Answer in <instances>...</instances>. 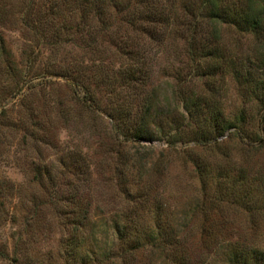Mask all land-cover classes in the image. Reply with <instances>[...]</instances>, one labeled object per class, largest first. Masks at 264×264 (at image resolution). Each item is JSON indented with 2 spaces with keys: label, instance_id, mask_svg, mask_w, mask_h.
<instances>
[{
  "label": "rangeland",
  "instance_id": "1",
  "mask_svg": "<svg viewBox=\"0 0 264 264\" xmlns=\"http://www.w3.org/2000/svg\"><path fill=\"white\" fill-rule=\"evenodd\" d=\"M102 1L88 35L84 0H0V264H264L252 257L264 252L261 106L225 63L256 64L254 36L216 28L220 58L199 80L177 0ZM237 3L224 7L238 13ZM128 69L133 89L122 87ZM93 76L97 112L73 86ZM184 96L202 98L203 116L245 111L247 137L214 139ZM122 111L154 140L117 137L110 117Z\"/></svg>",
  "mask_w": 264,
  "mask_h": 264
},
{
  "label": "trees",
  "instance_id": "2",
  "mask_svg": "<svg viewBox=\"0 0 264 264\" xmlns=\"http://www.w3.org/2000/svg\"><path fill=\"white\" fill-rule=\"evenodd\" d=\"M172 1L174 3L176 0ZM100 2L103 1L84 0L85 7L88 6V4L91 5L88 12H81L82 19L85 24L83 30L88 35H93L94 32H99V28L92 25V21L96 16H99L100 18L105 12H107ZM224 3L225 0H200L198 4L193 3L190 0H177V4L180 6L181 12V14L177 16V21L180 19L178 21V25L184 29V35H182V38H184L186 53L194 64V74L192 77L199 80L200 78H203L206 74V66H204V63H208L212 57L220 58V55H218L219 49L210 47V42L215 40L214 33L216 32V28L218 29L219 26L231 25L238 27L242 33L253 35L257 44V47L255 48L257 54V56H255L256 64H251L250 67H247L245 70L242 68L243 64L240 63L237 65L232 56L225 63L229 68L228 74H231L232 78L237 81L239 85L246 86L250 97L249 100L256 102L261 106L262 113L260 111L257 112L258 131L254 137L256 139L253 141H260L261 143H264V0H242V4L237 3L240 6L237 11L238 13H232L234 10L230 7H224ZM158 17L161 20L163 19L162 15ZM167 19V22L169 23L170 16L167 17L166 20ZM133 22L134 21H132V24ZM206 25H211L214 29L212 31L207 30L204 42H199L198 33L206 29ZM101 29L102 32H109V24L107 21H105ZM148 34L151 38L153 37V39L156 36L150 31ZM93 41L94 43L97 42L95 39ZM209 73L212 75V72ZM138 78V76H135L134 71L128 69L127 72L124 73L122 87L130 89L135 88V86H137L136 82L138 81ZM94 79V76L90 79L81 78L76 81L73 86L75 87L77 96L82 99L81 103L83 102L89 110L97 112L101 109V100L97 98V95L93 92L92 88H98L102 81H94ZM180 101L183 103V107L186 109V113L189 115L190 119L194 120L198 117L199 122L203 123V126L207 129H210L214 139L219 136H223L226 132H229L232 129H235L236 132H234L230 138L236 136V134L239 139L247 137L245 134L246 131L244 132L242 128L244 124L249 125L245 111L241 110L233 116H231V114L228 115L221 110H218L216 113L209 111L207 116H203L200 114L203 104L202 98L184 96V98L180 99ZM202 116L203 118L200 119ZM108 117L110 116L108 115ZM127 117L128 114L125 115L123 111L118 113V116L110 117L111 121L114 123L112 126L115 128L117 137L124 136L127 138L129 134H131L130 138L132 141L138 144L141 143V141L151 142L154 140V133L144 123L139 124L137 127L132 129L127 126L128 119L124 121ZM172 123L173 125H176L175 121H172ZM160 133L167 135L164 127H161ZM209 140L210 139L205 140L206 143H209ZM121 158H123L122 164L126 167V169L127 167H130V165L131 167L133 166V154L127 152ZM252 257L254 261L260 262V260H264V252L260 249H256L254 250Z\"/></svg>",
  "mask_w": 264,
  "mask_h": 264
}]
</instances>
